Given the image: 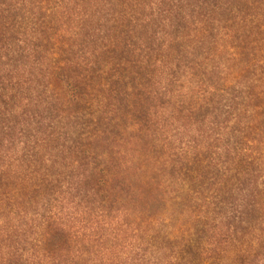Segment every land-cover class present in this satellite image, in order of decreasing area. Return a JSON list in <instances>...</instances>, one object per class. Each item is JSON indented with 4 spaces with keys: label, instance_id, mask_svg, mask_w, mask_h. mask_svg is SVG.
Returning <instances> with one entry per match:
<instances>
[{
    "label": "trees",
    "instance_id": "1",
    "mask_svg": "<svg viewBox=\"0 0 264 264\" xmlns=\"http://www.w3.org/2000/svg\"><path fill=\"white\" fill-rule=\"evenodd\" d=\"M0 264H264V0H0Z\"/></svg>",
    "mask_w": 264,
    "mask_h": 264
}]
</instances>
